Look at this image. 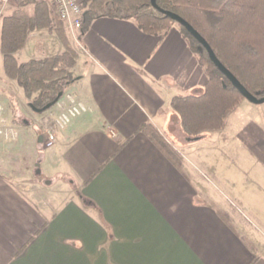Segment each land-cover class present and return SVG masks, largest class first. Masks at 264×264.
I'll use <instances>...</instances> for the list:
<instances>
[{"label": "crops", "instance_id": "crops-1", "mask_svg": "<svg viewBox=\"0 0 264 264\" xmlns=\"http://www.w3.org/2000/svg\"><path fill=\"white\" fill-rule=\"evenodd\" d=\"M66 32L77 81L46 113L52 148L33 123L46 115L31 106L37 95L8 78L0 55V141L31 146L53 193L45 201L22 190L0 162V264H264V107L243 103L222 131L188 138L172 100L203 91L208 78L179 28L153 36L99 18ZM64 51L55 32L37 30L16 58ZM71 105L84 109L59 123Z\"/></svg>", "mask_w": 264, "mask_h": 264}, {"label": "trees", "instance_id": "trees-1", "mask_svg": "<svg viewBox=\"0 0 264 264\" xmlns=\"http://www.w3.org/2000/svg\"><path fill=\"white\" fill-rule=\"evenodd\" d=\"M31 2V1H29ZM86 9L82 30L99 18L134 21L147 35L168 33L178 25L192 52L206 68L208 81L200 94L176 97L172 109L180 128L189 138L225 128L229 116L245 98L211 62L202 45L181 25L157 11L151 0H82ZM28 2L5 17L1 31V53L4 69L31 99L40 115L44 109L63 97L77 79L72 69L77 53L70 46L63 23L57 22L55 10L47 1L32 0L31 14L24 11ZM164 11L179 15L210 45L219 61L254 96L264 97V0H157ZM37 30H56L65 51L62 55L20 64L16 55ZM143 131L165 152L168 146L151 127Z\"/></svg>", "mask_w": 264, "mask_h": 264}, {"label": "rangeland", "instance_id": "rangeland-1", "mask_svg": "<svg viewBox=\"0 0 264 264\" xmlns=\"http://www.w3.org/2000/svg\"><path fill=\"white\" fill-rule=\"evenodd\" d=\"M29 1L32 2V0H14L12 5L9 8L8 13L6 15L9 16V15L13 14L14 12H16L18 10L19 6L20 5L21 6L24 5L25 2H28L29 3L28 5H30V6L24 8V11H26L29 14H31L32 11H33V6H31V2H29ZM39 1H47V3L51 7H53V9L55 10V7L53 6V4H52V2L50 0H39ZM55 16L57 18V22L58 21L60 22V20L57 17L56 10H55ZM2 25H3V22L0 25V32L2 31ZM173 27L179 28L178 25H174ZM63 29H64V32L67 33L65 27ZM179 30H180V28H179ZM47 31L55 32L57 34V36L59 37V35H58L59 33H57L56 30H47ZM66 36H67V34H66ZM61 43H62V41H61ZM0 55H1V52H0ZM201 67L204 69V71H205V73L207 75L206 68L203 67L202 65H201ZM72 77L74 79H77L76 76L73 73H72ZM207 78H208V76H207ZM66 90H65V92H66ZM65 92H64V94H66ZM201 92H197V93H194V94H200ZM243 103H249V102L246 101V100H242L240 102V105L238 106V108ZM257 106L261 107L260 109H263L262 107H264V104L257 105ZM53 108H54L53 110H56L57 109V105L53 106ZM50 110H48L47 112H49ZM43 115L44 114H42V116ZM50 117H51V113L49 115L46 114L44 116V118L38 120V122H36V120H35V122H33L34 125L35 124L39 125V127H40L39 133L40 134H43L45 132V130H46L45 126H47L50 123V120H51ZM258 117L259 118H263V114L261 112H259V116ZM159 137L162 139V141L164 143L167 144L168 149H169V147H170L169 143H167V141H165L160 135H159ZM181 142H183L184 145H185L186 144V138L183 137L181 139ZM44 144L46 146V136H45ZM15 147H16L15 143L6 144V142H1L0 141V154L2 155L0 157V162L2 163V165H4V167L6 169H8L9 176L11 177V179H13V180L17 179V184L19 185V187L22 190H25V191H32L33 190L36 193V195L40 196V198H43L45 201L48 200L49 199L48 196H50V198H51V195H53V193L50 191V190H52L51 187H50L51 183L49 184L48 182L44 181L45 178L41 175V173L37 172L35 170V167H34V164H33V156L31 154V146H29L30 148L26 147V148H20L18 150L15 149ZM5 163H6V166H5ZM210 180H211L212 183H214V181H215V184H216L215 187L219 186L218 181L214 180L213 177H211ZM38 184L40 185L39 188L37 187ZM228 203H229L230 207L237 213V215H240V217H242L241 216L242 213L240 212L241 208L240 207L238 208V204L235 201H233L231 198L228 199ZM244 221L248 225L252 226V228H254V230L259 231V228L253 222H249L248 220H244ZM49 264H52V263H49ZM55 264H64V263H55ZM70 264H79V263H70Z\"/></svg>", "mask_w": 264, "mask_h": 264}, {"label": "built area", "instance_id": "built-area-1", "mask_svg": "<svg viewBox=\"0 0 264 264\" xmlns=\"http://www.w3.org/2000/svg\"><path fill=\"white\" fill-rule=\"evenodd\" d=\"M14 0H0V25L3 22L7 9ZM55 7L56 14L60 22L68 30L80 31L85 23L86 9L82 0H50ZM83 107L79 105H71L64 111L59 119V123L68 124L71 118L77 117L83 111ZM46 147L52 148L57 140L56 132L49 127L45 130ZM7 132L0 129V140L7 138Z\"/></svg>", "mask_w": 264, "mask_h": 264}, {"label": "water", "instance_id": "water-1", "mask_svg": "<svg viewBox=\"0 0 264 264\" xmlns=\"http://www.w3.org/2000/svg\"><path fill=\"white\" fill-rule=\"evenodd\" d=\"M152 6L164 14L166 17L176 22L177 24L184 27L207 51L210 56L211 62L216 66V68L231 82L232 86L245 98L246 101L253 105H262L264 104V97L259 99L256 96L252 95L238 80L237 78L219 61L214 51L207 43V41L199 35V33L191 26L187 21L181 18L179 15L174 14L170 11H164L157 5V0H151ZM59 100H57L54 104L47 106L44 111H48L54 105L57 104Z\"/></svg>", "mask_w": 264, "mask_h": 264}]
</instances>
